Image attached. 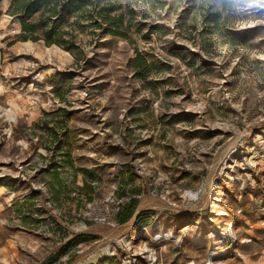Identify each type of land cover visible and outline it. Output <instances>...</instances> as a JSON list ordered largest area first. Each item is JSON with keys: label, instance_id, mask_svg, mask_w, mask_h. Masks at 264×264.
I'll list each match as a JSON object with an SVG mask.
<instances>
[{"label": "rangeland", "instance_id": "rangeland-1", "mask_svg": "<svg viewBox=\"0 0 264 264\" xmlns=\"http://www.w3.org/2000/svg\"><path fill=\"white\" fill-rule=\"evenodd\" d=\"M9 3L0 264H264V0H118L130 40L74 52L18 39Z\"/></svg>", "mask_w": 264, "mask_h": 264}, {"label": "trees", "instance_id": "trees-1", "mask_svg": "<svg viewBox=\"0 0 264 264\" xmlns=\"http://www.w3.org/2000/svg\"><path fill=\"white\" fill-rule=\"evenodd\" d=\"M6 13L19 23L18 39L41 40L71 52L76 51L80 42L74 33L77 29L92 28L96 41L104 37L130 40L128 30L133 26L128 12L120 10L118 0H10ZM220 19V12H211L206 20L218 23ZM129 63L139 76L151 72L147 58L138 51L129 58ZM134 207L128 203L125 209L119 210L120 223L131 217ZM51 258L52 262L57 255Z\"/></svg>", "mask_w": 264, "mask_h": 264}, {"label": "crops", "instance_id": "crops-1", "mask_svg": "<svg viewBox=\"0 0 264 264\" xmlns=\"http://www.w3.org/2000/svg\"><path fill=\"white\" fill-rule=\"evenodd\" d=\"M8 6H9V5H7V8H8ZM7 8H6V10H7Z\"/></svg>", "mask_w": 264, "mask_h": 264}]
</instances>
